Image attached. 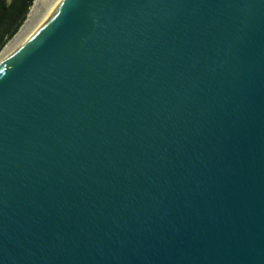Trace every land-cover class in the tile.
Listing matches in <instances>:
<instances>
[{"label":"water","instance_id":"water-1","mask_svg":"<svg viewBox=\"0 0 264 264\" xmlns=\"http://www.w3.org/2000/svg\"><path fill=\"white\" fill-rule=\"evenodd\" d=\"M0 264H264V0L45 10L0 64Z\"/></svg>","mask_w":264,"mask_h":264},{"label":"trees","instance_id":"trees-1","mask_svg":"<svg viewBox=\"0 0 264 264\" xmlns=\"http://www.w3.org/2000/svg\"><path fill=\"white\" fill-rule=\"evenodd\" d=\"M32 2L33 0H0V51L25 22Z\"/></svg>","mask_w":264,"mask_h":264},{"label":"bare ground","instance_id":"bare-ground-1","mask_svg":"<svg viewBox=\"0 0 264 264\" xmlns=\"http://www.w3.org/2000/svg\"><path fill=\"white\" fill-rule=\"evenodd\" d=\"M60 0H35L34 5L30 9L26 21L24 22L23 26L20 27L17 34L13 37V39L9 42V44L5 45V48L1 50L0 53V64L4 62L15 47L19 44L27 30L29 29L30 25L48 8L56 4Z\"/></svg>","mask_w":264,"mask_h":264},{"label":"rangeland","instance_id":"rangeland-1","mask_svg":"<svg viewBox=\"0 0 264 264\" xmlns=\"http://www.w3.org/2000/svg\"><path fill=\"white\" fill-rule=\"evenodd\" d=\"M6 1H7V2H10V0H6ZM34 1H35V0H33V2H32V5H31L30 9H31V8H32V6L34 5ZM30 9H29V11H30ZM29 11H28V13H29ZM27 15H28V14H27ZM26 17H27V16H26ZM25 21H26V20H25ZM23 24H24V22H23ZM23 24H22V26H23ZM22 26H21V27H22ZM19 29H20V28H19ZM19 29H18V31H19ZM18 31H17V32H18ZM17 32H16V33H17ZM12 38H13V37H12ZM12 38H11V40H12ZM8 44H9V43H8ZM0 53H1V51H0Z\"/></svg>","mask_w":264,"mask_h":264}]
</instances>
